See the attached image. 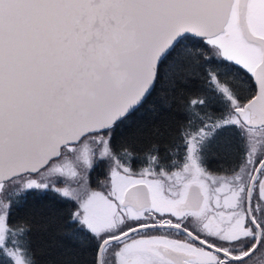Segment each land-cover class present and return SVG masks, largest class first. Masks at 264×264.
Instances as JSON below:
<instances>
[{
  "label": "snow or ice",
  "instance_id": "snow-or-ice-1",
  "mask_svg": "<svg viewBox=\"0 0 264 264\" xmlns=\"http://www.w3.org/2000/svg\"><path fill=\"white\" fill-rule=\"evenodd\" d=\"M30 197L60 264H264V0H0V264Z\"/></svg>",
  "mask_w": 264,
  "mask_h": 264
},
{
  "label": "trees",
  "instance_id": "trees-1",
  "mask_svg": "<svg viewBox=\"0 0 264 264\" xmlns=\"http://www.w3.org/2000/svg\"><path fill=\"white\" fill-rule=\"evenodd\" d=\"M149 143L148 139H141L132 145V149L138 156L143 155L148 149ZM161 151H163V146H161ZM140 165L141 163L138 160L132 162V167H139ZM208 167L215 169L217 167L216 161H211ZM68 207L70 206L67 204L52 201L48 198L34 201L30 197L29 204L18 213L21 217H34L40 222L55 217V222L50 224L47 232L41 231L34 234V247L41 250L42 254L39 255V258L42 261L51 260L54 264H60V261L67 258H78L80 260L85 258V254L81 253L80 249L62 234V220L66 217Z\"/></svg>",
  "mask_w": 264,
  "mask_h": 264
},
{
  "label": "rangeland",
  "instance_id": "rangeland-1",
  "mask_svg": "<svg viewBox=\"0 0 264 264\" xmlns=\"http://www.w3.org/2000/svg\"><path fill=\"white\" fill-rule=\"evenodd\" d=\"M140 167H141V165L139 167H133V169L135 171H138ZM102 168H103V166H101L100 168H97V170L93 173V177H94L93 186L94 187L96 186V184H95V177L98 176V175L102 177V175H103Z\"/></svg>",
  "mask_w": 264,
  "mask_h": 264
}]
</instances>
